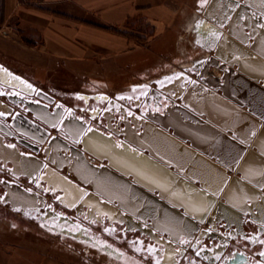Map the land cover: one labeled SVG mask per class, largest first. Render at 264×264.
Returning <instances> with one entry per match:
<instances>
[{
	"label": "crops",
	"instance_id": "0c3cea01",
	"mask_svg": "<svg viewBox=\"0 0 264 264\" xmlns=\"http://www.w3.org/2000/svg\"><path fill=\"white\" fill-rule=\"evenodd\" d=\"M263 10L264 0H41L32 6L4 0L0 63L36 82L56 102L60 92L66 94L61 106L63 134L83 149L77 167L84 166L82 176L71 173V178L98 204L89 193L93 186L99 196V190L109 193L112 185L114 205L120 195H126L127 206L135 214L148 221L151 217L146 211H153L155 219L160 215L157 220L162 226L156 236L167 238L173 228L185 240L193 226L167 217L166 210L157 209L146 195H140L138 208L133 207L134 188L107 173L105 165L111 163L127 174L128 181L137 178L156 194L165 176L155 172L158 168L145 155L154 154L179 177L197 182L222 176L219 169L229 178L240 176L234 171L228 174L224 162L246 160L248 178L243 181L248 187L237 182L231 187V195L241 204L231 202L236 207L232 209L240 212V218L231 214V225L234 231L237 223L239 230L226 244L240 245L241 255L231 254L229 263L264 264V162L248 154L250 145L244 139L254 131L252 127L249 133V121H259L256 113L264 112ZM21 30L36 32L40 39L25 43L15 38ZM252 31L255 35L249 38ZM24 151L30 152L15 139L0 140V164L16 170L13 174H20L22 183L34 171L31 164L28 169L21 166ZM151 181L159 186L152 188ZM171 187L168 184L166 190L174 195ZM181 188L175 189L181 208L187 206L185 202L198 208L197 196L183 195ZM11 196V202L0 197V212L12 209L24 215L18 209L22 196ZM112 215L115 221L126 223ZM251 217L254 224L246 223ZM6 223L7 216H0V226ZM128 223L139 232L136 247L122 249L118 246L123 244L117 242L111 243L116 248L110 251L86 249L79 254L86 260L79 263L61 254L41 256L34 249L19 252L20 246L9 253L8 235L0 232V264H180L182 254L196 256L197 264H220L216 258L220 251L212 253L210 248L209 253L197 255L191 245L185 251L180 243L169 245L170 260L163 258L160 244L142 242L147 226ZM199 226L209 228L204 222Z\"/></svg>",
	"mask_w": 264,
	"mask_h": 264
},
{
	"label": "flooded vegetation",
	"instance_id": "af4514ba",
	"mask_svg": "<svg viewBox=\"0 0 264 264\" xmlns=\"http://www.w3.org/2000/svg\"><path fill=\"white\" fill-rule=\"evenodd\" d=\"M251 33L254 34L253 31ZM261 34L264 36V32ZM28 81L32 85L36 84V82L30 79ZM19 85L21 86L20 83ZM25 88H28V90L31 89V87L27 86ZM31 97L35 98L34 96H30V98ZM65 98H67L66 94L60 92V101H62V104L66 103ZM8 99H10L12 102H9ZM22 100H24V98L21 95L9 92L8 89L4 88L3 85L0 84V113H2V115H0V127L5 128L4 124L6 123V117L9 114L14 113V111L18 112L17 117L21 120L22 125L24 122L28 124L27 129H24L22 125L18 126V129L21 130L23 134L18 133L14 128H11L5 129L6 133L3 132L2 136L5 139H15L19 144L22 143L21 145L25 150H29L27 146L34 149L35 151H37V155L46 160V165L42 168L40 174L37 177H26L25 182L23 183L26 187H32L38 190L45 196L46 200L43 205L29 206L22 204L18 209L24 211V216H27L32 220H36L40 224L48 227L50 231L56 232L60 235L62 231L71 232V230L77 228L82 229L87 233L93 234L99 238L108 239L112 243L118 242V240L116 239L118 236L129 238V240L133 242L135 239V235L139 232L135 231V228L131 223H120L118 221H115V217L113 215H109L108 213H106L105 215L100 214V212H104V209L99 210L98 203H96L94 200L91 201L89 199V196H87V194H84L83 192L78 198V189L72 183L68 182L65 178L52 170V168L56 166L61 168L63 174L66 173V175H71V173H75L76 175L78 174L79 176H82L81 174L83 172L82 169H84V166L80 165L81 169H79L81 171L77 169L79 157L76 154L74 147L69 145L63 146V148L61 149L63 156H60L57 151H55L57 146L60 147L61 145L55 140L56 135L60 134L57 130L52 129L50 134L45 137V139L49 140L52 144L50 148L47 149L45 145L38 142L44 138L43 134L39 131V128L36 127V124L34 122L35 118L30 112L26 113L29 117V120L21 115V113L25 111L21 108L23 107ZM28 102H30V100H28ZM256 115L262 124L259 122L258 126L256 127L251 124V121H249L248 131H251L252 127H254V131H251V136H247L245 138L243 137L244 139H247V141H251L252 139H254L256 134L260 133L261 130L262 132L264 131V112L256 113ZM49 122L54 123L52 120H50ZM71 142L74 143L77 147H80L78 143L74 141ZM257 143L264 150V144L261 143V140L257 141ZM243 162L246 165V160H244ZM224 163L227 165L226 171L228 174L233 171L236 174L232 166L237 167L240 165V163H242V161H239L238 163L236 162V160H227ZM245 165L242 167V170L247 174ZM10 169L12 170V173H16V170H13L12 168ZM157 170L158 172L155 171L156 173L161 174V176H165L164 180L162 179V187L159 186L156 181L149 182V185L152 186V188H154L155 186H159L162 190L158 193H161L164 197L171 198L175 202L181 204V201L177 200V198H175V195H172L171 192L166 190L169 184L173 189L181 186V190H186V192H189L190 195L197 196L198 198V208L190 207L186 202L185 204L187 206H184V208L190 210L192 212V215H194L196 218L205 220L204 224L209 228L201 227V237H198L195 240L191 241V243L188 244V247L191 245L193 249L195 248L197 255L209 253L210 248L212 253L214 251H220V254L218 253V257H216L220 264H230L229 262L231 260L229 261V259H231V254H235V257L241 255V253L239 252L240 250H238L240 245H237L236 247L226 245L228 243L227 239L235 234V229L239 230V228L236 227L233 231L222 227V224H224L225 226H231L233 222L232 216L228 214L221 206V202L225 201L222 196H226L227 199L230 200V202H232L233 204H236L238 206L241 205L239 200H236L233 195H231V188H228L232 178H229L228 176L223 178L222 176L217 175L216 177L208 178V182L205 181V178H200L198 182H195H197L198 185L205 184L206 186V188L203 190V194H201L200 192H197L193 188H191L190 185L180 182L179 178H177L173 174H169L165 169H160V171L159 169ZM26 172L30 174L29 171ZM0 177L13 179V175L11 173L3 171L0 172ZM1 180L2 179L0 178V188H2L4 192L0 193V197L3 200H9L11 202L13 198L11 194L7 193L3 189ZM93 187L97 189L96 186ZM207 195L211 196L208 200L205 199ZM201 197H203V199H201ZM146 213H148V215L151 217L148 222H154L156 226H162V224H160L161 222L155 219L153 211H146ZM0 215H7V211L3 210L2 212H0ZM220 218H226V222L223 221L219 223L218 219ZM212 227H215V230H213ZM170 229L171 234L176 236L175 229ZM143 231H145L146 233L141 235L142 242H146L147 246L148 244H150L149 246H151V241L156 242V244H160L162 246V254L164 256L163 258L166 257L170 260L171 257L169 255L171 248L168 245L166 239L161 236H156L152 233H149V231L145 228ZM241 243L242 242H239V244ZM198 245H200L201 248L196 249ZM183 252L184 251L181 249V253ZM175 253L177 257V251H175ZM211 257V260L215 259L213 256ZM178 258L180 257L178 256ZM178 261H182L180 264H197L198 262L196 256L186 255L183 257V254Z\"/></svg>",
	"mask_w": 264,
	"mask_h": 264
},
{
	"label": "water",
	"instance_id": "95a60500",
	"mask_svg": "<svg viewBox=\"0 0 264 264\" xmlns=\"http://www.w3.org/2000/svg\"><path fill=\"white\" fill-rule=\"evenodd\" d=\"M262 13H264V10L262 11ZM254 35L255 34H253V33H249L247 36L250 38L252 36L254 37ZM261 41L263 42V35L262 34H261ZM250 49H255V45H251ZM3 67H4V65H2L0 63V84L3 85L4 88L8 89L9 92L21 95L24 98V100H22L23 107H21V108L25 111H23L22 113L20 112V113H21V115H23L24 118H27L28 120H29V117L26 114L28 112H30L33 115V117L35 118L34 122L36 124V127L39 128V131L43 134V137H44L43 139H41L38 142L45 145L47 149L50 148L52 146V144L49 140H46L45 137L48 134H50V132L53 128H56L60 134L56 135L55 140H56V142H58L61 145H60V147L57 146L55 151H57V153L60 154V156H63L61 149L63 148V146L69 145V146H72L75 148V152L78 156H83V149L77 147L74 143H72L63 134V132H65V130L63 129V125L61 122L63 117H64V110H63V108H61V106L63 105L62 101L59 100L58 102H56V98L54 96H52L49 92L43 90L37 84L32 85L23 76H18L15 73H12L7 67L6 68H3ZM19 83L21 84V86L19 85ZM29 85L31 86L30 90L25 88L26 86L29 87ZM30 96H34L35 98H32V97L30 98ZM26 99L30 100V102H28V100H26ZM8 100H9V102H12L10 99H8ZM54 104L56 106H54ZM70 111H73V109L71 108ZM17 114H18V112L14 111V113H11L6 117V119H5L6 123L4 124L5 128L0 127V140L3 138V136H2L3 132L6 133L5 129L14 128L16 130V132L23 134L22 131L18 129V126L22 125V122L17 117ZM50 120H52L54 123H50L49 122ZM251 122H253L254 126L257 127L258 123L260 121H251ZM27 125L28 124L26 122H24L22 127L24 129H27L28 128ZM263 132L261 130L260 133H257L255 140L253 142L246 140L247 143H249V145H250V148H249L250 150H249L248 154L250 156L251 155L256 156L257 158L262 160V162H264V150L260 147V145L257 143V141H259V140L262 141V139L264 140V133ZM256 138H257V140H256ZM121 142H123V140H121ZM20 144H22V143H20ZM27 148L30 150L29 153H27L25 151L21 152V158H22L21 159V166L22 167L25 166L24 168L28 169L26 166L28 164L29 165L31 164L34 171L30 175L37 177L40 174V171L42 170V168L45 167L46 160L36 156L37 151H35L34 149H32L28 146H27ZM254 148L257 149V152L253 151ZM133 149H134V151L137 152L139 148L135 147ZM243 149H244V147H241V150H243ZM260 155H263V157H261ZM145 157H147L151 160V164L153 167H156L158 169H165L169 174H173L174 176L179 178L180 182L190 185L191 188H193L197 192H200L201 194H203V190L206 188L205 184L197 185V184H194L196 182L193 179H190L188 177H183V176L179 177L178 172L175 169L169 168L170 166L167 163L160 161L158 159V157L155 156L154 154H149L148 156L145 155L144 158ZM29 160H31L30 163H29ZM244 165H245V163L242 162L239 166H237V164H236L237 167L232 166V168H234V170L236 172L235 175L239 174L240 176H233V178H232V180L228 186L229 189L236 182L243 184L244 186L248 185V184L244 183V181H243V178L244 179L248 178L242 170V167ZM103 169L106 170L107 173L112 174L118 181L125 182L127 184L132 185V187L135 190L134 191V197L132 199L133 200V204H132L133 207L138 208L140 205V201H141L139 198L140 195H146L150 198V201H151L153 206H155L159 210L160 209L166 210L165 212L168 214L167 217H169L171 219L177 218L180 222L190 223L193 226V229L191 230V232L184 235L185 240L181 239L182 235L174 236L172 234H169V236L167 238H165L168 245L173 246V243H180L182 245L183 249L185 250V249H187L188 244L191 243V241L195 240L198 237H201L200 233L202 230H201V226H199V223H203L205 220L196 218L194 215H192L191 211H189L188 209H186L184 207L182 209L180 204L175 202L173 199L164 197L161 193L155 194L153 189H149L150 191H147V189H146L147 187H145L143 184H141L139 179L133 178L132 181H128L127 180V174L119 171V169H117V168H114L111 163H108L107 165H105V167H103ZM52 170L54 172L58 173L63 178H65L68 182L72 183L78 189V194L80 192L79 195H81L82 192L85 191V188L79 183L78 180H73L70 175L63 174L60 167L55 166L52 168ZM1 171L9 172L13 175V179L0 177L2 179L1 180L2 187L7 193H9V194L19 193L20 196H22L23 204H25V205H29V206L43 205V203L46 200L45 196L43 194H41L35 188L26 187L20 181V174L14 175L12 173V170L9 168V166L6 163L0 164V172ZM219 171L222 173V177L225 178L226 177L225 171L223 169L222 170L219 169L218 172ZM155 179L158 180L159 176H155ZM253 181L251 184L256 186V183ZM175 189L172 190V193L174 195H175ZM108 191H109V193H103L102 191L99 190V196H98V194L95 191V188L93 187L91 192H89L92 194V197L95 200H99V207H103L104 209H106L108 211V212H104V213H108L109 215H111V214L117 215L118 217H120L121 221H124L126 223L135 222L137 224H140V223L145 224L147 226L146 229L149 231V233L156 234L157 232H159V227L156 226V224L154 222H148V219L145 216H140L138 214H135L134 212H132L128 208L127 205L129 204V199L127 198L126 195H120V197H118L119 203L117 205H114L112 203V201L114 200L113 196L115 195V194H113V192H115L114 187L112 185L109 186ZM181 192L183 195L184 194L187 195V192H183L182 190H181ZM79 195H77V196L79 197ZM210 197L211 196L207 195L205 199L208 200ZM222 198L225 200V201L221 202V206L223 208H226L224 210H227L228 212H230L228 214H230V215L233 214V215H236L240 218V212H237L235 210L236 207L231 205L232 203L230 202V200H228L227 197L224 195L222 196ZM232 208H235V209H232ZM159 217H161V216L158 215L157 219H160ZM252 220H255V219L253 217H251V219H248L246 223L254 224V222ZM223 221L226 222V218L218 219L219 223L223 222ZM244 222H245V220H244ZM244 222L242 223V226L239 225L242 229L244 226ZM222 227L225 229L233 230L232 225L231 226H229V225L225 226L224 224H222ZM236 227L238 228L237 224H236ZM212 229L215 230V227H212ZM257 229L259 230V227H257Z\"/></svg>",
	"mask_w": 264,
	"mask_h": 264
},
{
	"label": "rangeland",
	"instance_id": "374dc122",
	"mask_svg": "<svg viewBox=\"0 0 264 264\" xmlns=\"http://www.w3.org/2000/svg\"><path fill=\"white\" fill-rule=\"evenodd\" d=\"M2 21L4 20L2 19ZM14 23L15 20H13L12 24ZM17 37L22 38L25 43H29V41L35 42L40 39L36 32H31L30 30L28 32L21 30V32L18 33V36H15V38ZM56 83H60L61 85L62 81L57 79ZM0 216H2V218L7 216L6 226H0V232L7 233L8 235L9 240L7 244L9 253L12 249L20 246L18 248L19 252L27 253L29 252L28 250L34 249L39 250L41 256L44 253L55 255L61 254L79 263L86 260L85 257L79 255L86 249H102L104 251H110L112 248H116L111 244V241L103 242L102 238L87 233L82 229L75 228L71 230V232L62 231L61 235L57 234L56 232L50 231L45 225H42L27 216L21 215V213L14 212L12 209L7 210V215ZM116 239L123 244V246H118L119 248L125 249L126 247H136L135 241L131 242L129 238L118 236ZM87 258L93 261L99 260V257L95 256H87ZM103 263L107 264L106 262Z\"/></svg>",
	"mask_w": 264,
	"mask_h": 264
},
{
	"label": "trees",
	"instance_id": "16d2710c",
	"mask_svg": "<svg viewBox=\"0 0 264 264\" xmlns=\"http://www.w3.org/2000/svg\"><path fill=\"white\" fill-rule=\"evenodd\" d=\"M22 4L27 6H32L38 3L41 0H19ZM2 19L4 20V0H0V23H2ZM29 43H31L29 41Z\"/></svg>",
	"mask_w": 264,
	"mask_h": 264
},
{
	"label": "snow or ice",
	"instance_id": "6c2138e0",
	"mask_svg": "<svg viewBox=\"0 0 264 264\" xmlns=\"http://www.w3.org/2000/svg\"><path fill=\"white\" fill-rule=\"evenodd\" d=\"M29 87H31V86L29 85ZM0 115H2V113H0ZM262 255H264V253H262Z\"/></svg>",
	"mask_w": 264,
	"mask_h": 264
},
{
	"label": "bare ground",
	"instance_id": "6f19581e",
	"mask_svg": "<svg viewBox=\"0 0 264 264\" xmlns=\"http://www.w3.org/2000/svg\"><path fill=\"white\" fill-rule=\"evenodd\" d=\"M224 48V47H223ZM28 89V88H27Z\"/></svg>",
	"mask_w": 264,
	"mask_h": 264
}]
</instances>
